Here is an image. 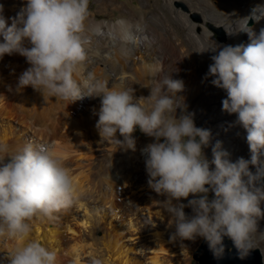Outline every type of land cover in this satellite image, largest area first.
Returning a JSON list of instances; mask_svg holds the SVG:
<instances>
[{
	"label": "clouds",
	"instance_id": "obj_1",
	"mask_svg": "<svg viewBox=\"0 0 264 264\" xmlns=\"http://www.w3.org/2000/svg\"><path fill=\"white\" fill-rule=\"evenodd\" d=\"M89 4L90 0H22L20 10L8 18L0 4V60L6 54H19L30 65L18 77L17 91L30 86L43 96L69 103L99 98L95 127L102 141L118 149L135 151L137 130L154 138L142 154L148 186L166 197L162 207L175 228L171 240L203 238L214 259L221 260L227 238L237 258L246 259L257 246V218L264 215L260 207L264 201V29L255 32L246 17L228 34L246 33L247 44L221 45L211 35L196 37L193 52L212 53L205 78L213 77L212 83L226 92L222 110L236 115L235 123L246 131L251 153L250 159L233 162L217 141L209 160L204 149L211 131L197 127L194 113L187 111L180 95L185 88L182 80L157 76L150 94L136 98L133 87L123 82L110 87L86 71ZM260 9L264 5L253 9L257 21L264 17ZM85 195L51 145L30 141L11 152L7 142L0 141V237L20 242L9 253L7 264H58L55 250L29 238L32 223L55 220ZM186 207L191 215L185 213ZM91 264L102 261L93 258Z\"/></svg>",
	"mask_w": 264,
	"mask_h": 264
},
{
	"label": "bare ground",
	"instance_id": "obj_2",
	"mask_svg": "<svg viewBox=\"0 0 264 264\" xmlns=\"http://www.w3.org/2000/svg\"><path fill=\"white\" fill-rule=\"evenodd\" d=\"M102 1L103 4L108 3L107 1ZM0 4L4 6V14L6 18L14 17L22 6V0H0ZM187 4L191 6V9L194 8L191 3L187 2ZM199 5L201 10H206L207 12L204 16L205 23L201 27L200 32L197 31L199 25L190 21L186 14L183 15L185 16V23L190 28L189 34L186 38L189 47L186 46L187 44H185V40L182 39L178 33L173 34L171 31L163 29L159 31L163 44V46L160 47L162 54L159 57L156 53H148L145 43L143 42V40H147L145 27L137 24L138 27L134 28L132 21L133 16L131 18L120 19L118 21H99L95 12L90 13L86 20V29L84 32V38L87 41L85 47L87 51H89V59L86 64V71L95 70L94 73L98 78L101 77L100 79L106 80L109 83L112 82V84L113 81H118V84L123 82L125 86L129 88L133 87V89L136 85H145L147 87L146 84L150 83L152 78L155 79L157 76L162 77L164 74L171 76L173 79L182 80L184 82L185 88L184 91L180 93V95L184 97V102L187 105L189 112L194 113V120L198 119L201 123L207 125L211 131V144L206 151V157L209 160L212 158V147L217 141H220L222 142V149L230 153L229 158L231 161L235 162L241 157L244 159H250L251 153L246 141V131L235 123V114H228L222 110V100L226 98V92L216 87L212 83L213 77L205 78V74L208 72V67L212 63V53L199 54L193 51L196 50V37L203 39L210 35L212 36V40L221 45H237L241 43L247 44L249 42L248 35L242 32L234 35L228 34L227 41L221 42L215 38L213 31L207 27V24H212L218 27L222 26L227 30L228 33V31L235 29L236 23L239 19L247 17L248 20L253 19V23L251 25L248 24V26L252 27L255 32L259 33L261 29H264V17L257 21L256 19L252 18V13L253 9H255L257 5H264V0H199ZM259 11L264 14V9H260ZM10 23L11 21L9 20V24ZM106 40L107 42L105 43ZM141 54H143L141 57L144 59L149 57L151 59H159V62L155 67H153L154 65H143L142 71L140 72V66H137V62L140 60L139 55ZM144 54H146L145 57ZM149 55L155 56L157 58H152ZM99 62L102 63L103 66L101 71L103 72L102 75H98L99 71H96L97 63ZM28 67H30V65L26 62V59L19 54H13L11 56L6 54L3 59L0 60V118H14L23 121V123L27 122L34 132L42 130L43 132L45 130L48 131V129L52 126L50 124V118L52 116L56 115L62 120L63 118H67L69 116L67 115L70 113V107L69 113L67 107L69 103L67 101H55L57 99L56 97H48L47 95L43 96L41 92L34 90L30 86L24 88L21 91H17L16 86L18 77ZM134 73H137L135 77ZM151 73L154 76H151ZM135 91L140 93L141 97H147L149 95V90H146V88L145 90H142V88L138 87V89L134 90V92ZM17 98L21 99L20 104L15 102ZM50 98H52L51 101H49ZM93 102L96 103L95 105H99L100 107L99 98L85 97L83 99L76 100L73 103L75 106H78L80 104H94ZM53 109L55 110V115L53 114L50 116V114L54 112ZM54 119H52V121ZM13 134L14 130H4V132L0 135V141L7 142L9 150L11 145H13L10 140ZM12 140L14 141V139ZM63 142L64 137L59 138V141H57V146L62 148ZM25 144L26 141L22 146ZM139 144L140 143L138 140H136V147ZM132 152V150H123L117 148L115 151V157L113 158L109 167L110 174L107 177H110L111 179L108 183H110V186L113 189L111 202L114 204L113 207L117 208L114 213H109V216L111 214V216L114 218H118L120 210L123 209V205L121 206L122 199L118 189L120 187L116 183H118L119 179L121 178L129 177L131 173H134L135 171L140 175L139 179L141 180V178L144 177V173L146 172L140 166V164L143 162V159H145V155L138 156ZM123 164H128L129 167H123ZM250 170L255 172V167L250 165ZM98 177L105 176L99 174ZM80 180H74L79 188L85 193L91 191L92 188L89 184L90 182L84 184V182ZM100 184L99 187L101 188L102 183ZM149 192L151 191H148V193ZM163 197L166 199L165 196L157 194V197L154 196L153 198H150L146 201L145 207L147 209H153L157 207L162 203ZM263 203L264 201H262L260 204L262 213H264ZM104 213L105 214H103V216L108 214L107 212ZM84 218L86 220V217ZM170 221L172 222V219H170ZM119 222L120 223L116 226L111 225V227H114L116 230L115 234L108 233L106 237L107 243L105 244V248L107 249V252L113 253L110 254L109 257H105V253L99 246H96V248L93 249L91 244L90 248L92 250L90 253L93 256L91 260L93 258H99L102 261V264H130L131 260L129 257H127L128 252L123 246L124 231H121L122 227L119 228V226H121V224L123 225V223H121L120 220ZM41 224L45 225V227L41 231H39L40 229L37 228L38 230H36V232L39 234L38 236H43L42 238L45 241L46 238L50 236L55 244L58 245L60 243V239L64 238L62 234L65 231L60 230L55 225L48 227L47 224H50V222ZM257 234L261 238V243L264 244V219L262 218H257ZM155 237L158 239V242L161 244V246L166 244L164 234L162 232L156 233ZM35 240L38 241L40 238L36 237ZM19 243L20 242L18 241L17 244ZM77 250L78 252L75 253L76 256L72 257L73 254L69 252V255L66 257L63 256V258L58 259V264H69L72 262V260H74L73 264H82L80 263L82 254L79 252V249ZM170 255L172 256V254H169V256ZM158 258L159 257L157 256L155 260L153 259L154 264H163V260L160 261Z\"/></svg>",
	"mask_w": 264,
	"mask_h": 264
},
{
	"label": "rangeland",
	"instance_id": "obj_3",
	"mask_svg": "<svg viewBox=\"0 0 264 264\" xmlns=\"http://www.w3.org/2000/svg\"><path fill=\"white\" fill-rule=\"evenodd\" d=\"M104 1H107L108 3L103 4L102 0H90L89 14L95 12L99 21H118L133 16L132 21L134 28L138 27L137 24L145 27L147 40L145 39L143 42L145 43L148 53H156L158 57L162 54L160 47L163 46L159 31L167 29L173 34L178 33L180 37L185 40V44H187L186 46L189 47L186 38L189 34L190 28L185 23V16L183 15L186 14L190 21L199 25L197 31L200 32L201 27L205 23L204 16L207 13L206 10L203 11L199 8V0ZM187 2L191 3L194 8L191 9V6H189ZM252 23L253 19H249L248 24L251 25ZM207 27L213 31V35L216 39L221 42L227 41L228 33L224 27L214 26L212 24H207ZM106 42L107 40L105 43ZM142 55L143 54L139 55L140 60L137 62V66H140V72L142 71L143 65H154L153 67H155L159 62V59H151L149 57L144 59L141 57ZM145 55L146 54H144V57ZM149 56L157 58L152 55ZM102 68V63H97L96 71H99L98 75H102ZM91 72H95V70ZM136 74L137 73H134V77ZM151 76L154 75L151 73ZM155 79L152 78V81L146 84L148 88L145 85H136L134 90L138 89V87L142 88V90H145L146 88V90H149L148 94H150V87L155 82ZM108 84L112 87L117 85L118 81H113V84L112 82H108ZM140 95L141 94L137 91L134 92L136 98H140ZM51 100L52 98L49 99V101ZM55 101H57V99ZM15 102L20 104L21 99L17 98ZM95 104L96 103H88L75 106L73 102H70L68 104L69 106L67 105L68 113L70 107V113L67 114L69 115L67 117L68 119L65 117L63 120L54 114L55 110L53 109L54 112L50 114V116L54 114L55 116H52L53 118H51L55 119L52 121L50 118L51 122H49L52 126L48 131L45 130L44 132L43 130L34 132L29 123H23V121L18 119L0 118V135L4 130H14V134L10 139L13 144L10 147L11 152L20 150L25 141L26 143L31 141L33 143H45L51 145L55 154L64 160L74 180L81 179L80 181H83L84 184L90 182L89 184L92 188L91 191L86 193L85 198L82 199L75 208L58 213L57 218L50 221V224H47L48 227L55 225L60 230L66 232L62 234L64 238L62 237L63 239H60L58 245L55 244L50 236L46 238V241L42 238L43 236H38L39 234L36 230L40 229L39 231H41L45 227V225L38 221L32 223L30 238H40V240H38L40 243L57 252L58 259L63 258V256L66 257L69 255V252L73 254L72 257H74L76 256L75 253L78 252L77 249H79V252L82 254L80 263L91 264L90 260L93 257L90 253L92 250L90 248L91 244L93 249H95L96 246H99L105 253V257H109V255L113 253L107 252V249L105 248V244L107 243L106 237L108 233L115 234L116 230L114 227H111V225H118L120 220L123 225L121 224L119 228L122 227L121 231H124L123 246L128 252L127 257L131 260L130 264H154L153 261L157 256L159 257L158 260H163V264H198L193 259L192 253L197 248L202 238H197L195 241H184L183 243L178 240H171V235L174 233L175 228L174 225H172L173 222L170 221V215L165 209H163L162 203L153 209H147L145 207L148 199L153 198L154 196L157 197V193L148 186V175L146 172L141 180L139 179L140 175L137 174L136 171L131 173L129 177L119 179V182L116 184L120 187L118 189L121 195V206L123 205V209L120 210L118 218H114L111 214L109 216V213H114L117 208L113 207L114 204L111 202L113 189L111 188L110 183H108L111 178L107 176L110 174L109 167L115 157V151L119 146L112 142H104L99 136L96 127H94L98 120V115H94V113L99 109V105ZM187 111L189 112L188 107ZM177 115H180V110L177 111ZM195 124L197 127L209 129L207 125L201 123L198 119L195 120ZM133 135L140 144L136 147V151H133L132 153L138 156H144L142 154V149H144L149 143L154 142V138L146 136L139 130L134 132ZM61 137H64L62 148L57 146V141H59V138ZM117 137L120 138L119 133H117ZM12 139H14V141ZM210 144L204 149L205 155ZM7 160L8 157L5 158V162H7ZM140 166L146 171L145 159H143ZM123 167L128 168L129 165L123 164ZM99 174L105 177H98ZM100 183H102L101 188L99 187ZM148 191L151 192L148 193ZM213 195V193H209V198H212ZM190 198L192 197L190 196L189 199ZM165 200L166 199L163 197L162 202ZM182 201L187 204L186 199H182ZM104 212H107L108 214L103 216V214H105ZM185 213L191 215V208H186ZM84 217H86V220ZM259 218L264 219V215ZM158 232L164 234L166 244L163 246H161L158 239L155 237ZM255 241L257 245L256 247L261 249L264 256V244L261 243V238L258 234L255 236ZM17 242L18 241H13L6 237H0V264H7V257L17 245ZM169 254H172V256H169ZM73 261L74 260L69 264H73Z\"/></svg>",
	"mask_w": 264,
	"mask_h": 264
},
{
	"label": "water",
	"instance_id": "obj_4",
	"mask_svg": "<svg viewBox=\"0 0 264 264\" xmlns=\"http://www.w3.org/2000/svg\"><path fill=\"white\" fill-rule=\"evenodd\" d=\"M224 243L226 245V255L223 259L216 260L209 251L207 243L202 238L192 253L193 259L198 264H264V256L259 247L251 250L250 255L246 259L241 260L237 258L232 242L225 238Z\"/></svg>",
	"mask_w": 264,
	"mask_h": 264
}]
</instances>
